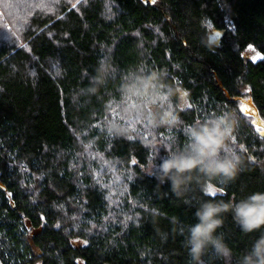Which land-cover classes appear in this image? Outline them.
<instances>
[{
	"label": "trees",
	"instance_id": "16d2710c",
	"mask_svg": "<svg viewBox=\"0 0 264 264\" xmlns=\"http://www.w3.org/2000/svg\"><path fill=\"white\" fill-rule=\"evenodd\" d=\"M105 58L110 79L89 95ZM141 65L175 85L180 125L117 110L122 79ZM255 110L264 121V0H0V264H191L184 229L199 203L264 191ZM221 111L235 115L241 171L226 186L210 181L217 192L193 183L177 197L153 161L186 142L187 124ZM117 119L131 135L104 131ZM218 232L234 264L260 235L230 213Z\"/></svg>",
	"mask_w": 264,
	"mask_h": 264
},
{
	"label": "clouds",
	"instance_id": "9594fccd",
	"mask_svg": "<svg viewBox=\"0 0 264 264\" xmlns=\"http://www.w3.org/2000/svg\"><path fill=\"white\" fill-rule=\"evenodd\" d=\"M112 70L111 59H102L91 77L90 86L83 91L89 95L97 93L108 83ZM166 75V72L144 65L126 73L119 85L117 108L124 120L146 121L153 128L174 127L182 123L171 104L176 95L175 85L166 83ZM235 128L236 119L231 111H221L187 124L184 128L186 142L166 151L163 157L158 155L151 165L158 183H169L171 191L177 197H183L193 183L209 192L218 190L214 184L210 186V181L218 180L224 186L234 182L242 169L240 155L230 147ZM104 131L112 136H128L132 134V127L131 123L119 119L109 120ZM144 211L154 217L162 215L157 208L147 204ZM228 213L243 233L260 231L235 264H264V231H261L264 229V191L252 192L239 200L200 202L195 211L196 222L184 229L191 264H212V261L234 264V252L226 243L224 234L218 232Z\"/></svg>",
	"mask_w": 264,
	"mask_h": 264
},
{
	"label": "rangeland",
	"instance_id": "374dc122",
	"mask_svg": "<svg viewBox=\"0 0 264 264\" xmlns=\"http://www.w3.org/2000/svg\"><path fill=\"white\" fill-rule=\"evenodd\" d=\"M219 35H220L219 31L214 30L212 28L209 29V36L212 41L216 42L219 38ZM245 55L252 60H256L260 56V54H258V52L252 46L247 47V49L245 50ZM217 191L218 190H214L210 192H217Z\"/></svg>",
	"mask_w": 264,
	"mask_h": 264
},
{
	"label": "water",
	"instance_id": "95a60500",
	"mask_svg": "<svg viewBox=\"0 0 264 264\" xmlns=\"http://www.w3.org/2000/svg\"><path fill=\"white\" fill-rule=\"evenodd\" d=\"M253 117H254L255 123L262 128L263 135H264V121L259 117V114H258L257 110L254 111Z\"/></svg>",
	"mask_w": 264,
	"mask_h": 264
}]
</instances>
